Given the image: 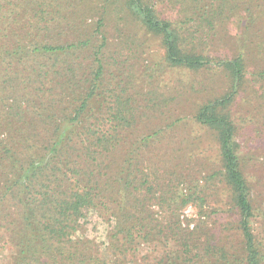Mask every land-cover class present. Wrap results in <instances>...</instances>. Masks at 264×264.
<instances>
[{
  "label": "trees",
  "instance_id": "16d2710c",
  "mask_svg": "<svg viewBox=\"0 0 264 264\" xmlns=\"http://www.w3.org/2000/svg\"><path fill=\"white\" fill-rule=\"evenodd\" d=\"M154 42L181 74L167 89ZM261 52L264 0H0L9 264H264L252 226V177L264 169ZM191 120L218 144L202 188L187 180L190 149L168 132ZM201 192L226 200L205 207ZM189 204L192 229L179 213ZM97 218L102 240L88 234Z\"/></svg>",
  "mask_w": 264,
  "mask_h": 264
},
{
  "label": "rangeland",
  "instance_id": "374dc122",
  "mask_svg": "<svg viewBox=\"0 0 264 264\" xmlns=\"http://www.w3.org/2000/svg\"><path fill=\"white\" fill-rule=\"evenodd\" d=\"M153 46H151L152 53L156 54L154 56L155 62L159 65H156L157 71L162 74V80L159 81L158 85L160 86V89L164 85L165 88L171 87V85L174 84V78H176L177 75L180 74V71H172L167 69V67L164 65L163 61H161L163 56V49L161 48L160 44L158 42L152 43ZM225 49H227L226 46H224ZM253 48V46H252ZM160 54L161 58L158 56ZM257 56V62L259 63V66H264V52H261L260 55ZM158 60V61H157ZM254 59H252L253 61ZM181 75V74H180ZM182 75L189 81L192 78V74L186 73V71L182 72ZM180 77V76H179ZM204 77L200 75H196V78L194 80L196 83L198 81H202ZM197 95L191 98L188 103L186 102L187 106H192L191 104H195L197 101ZM186 106V109H187ZM185 114V113H184ZM185 116H190L188 115ZM159 124V122L156 121V125ZM165 124H163L164 126ZM153 127L152 125H150ZM142 128L140 127V130ZM168 132H171L172 136L177 140V144H179L181 141H184L185 147H187L189 150V156L191 155V161L187 165V169L190 171L192 170L191 175L187 179L188 182L192 181L194 178L200 179V188L205 184V181L203 180V177L201 175H205L206 171H210V169L213 167V163L217 160V143L214 139V135H211L212 133L205 131L204 129H200L199 126L194 121H185L181 123L179 126L174 127L171 131L168 130ZM242 146L245 145V139L241 138L238 139ZM182 146V145H181ZM183 147V146H182ZM242 154L245 151L244 148L242 149ZM258 168V167H256ZM254 163L250 165L249 170H256ZM188 171V172H189ZM259 173V176L252 177V180L254 182L253 187L254 191L257 193L255 194V202L258 209L255 210L256 216L252 219V226L254 227V233L257 237V240L261 243L263 246L262 250L264 252V169L260 165L259 169L257 171ZM204 181V182H203ZM258 182H260V185H258ZM183 189V192L186 191V186H181ZM188 190V188H187ZM202 191V190H201ZM210 190H207V192ZM189 192V191H188ZM201 198H205V207L208 206H216L218 203L217 201L220 200H226V198L222 195L217 196H207L204 195V193L201 192ZM198 204H201L200 200H197ZM154 210L161 214V210L155 206ZM181 214L180 220L183 225V227H186L190 223L191 229L193 226L197 223L199 216H198V209L193 204H189L188 206L184 207L179 212ZM99 219H91L89 222L88 227V234L97 237V239L102 240L106 236V226L101 224V220ZM97 221V222H96ZM94 228V229H93ZM11 254L10 250L7 249H0V264H9V261L7 260L8 256Z\"/></svg>",
  "mask_w": 264,
  "mask_h": 264
}]
</instances>
